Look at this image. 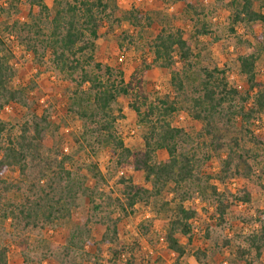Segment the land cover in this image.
<instances>
[{
  "label": "trees",
  "instance_id": "1",
  "mask_svg": "<svg viewBox=\"0 0 264 264\" xmlns=\"http://www.w3.org/2000/svg\"><path fill=\"white\" fill-rule=\"evenodd\" d=\"M28 2L31 9L36 8L35 12H29V22L14 21L13 31L17 35L19 30L32 35L26 38L25 45L34 54L50 49L55 68L75 84L69 110L81 119L83 137L89 138L87 144L104 146L116 167L141 171L143 181L121 177V197L104 195L87 184L86 176L78 167L67 166L68 156L59 154L58 150L50 154L51 148H41L51 121L46 114L30 111L25 88L10 85L14 75L12 54L0 39V223L9 225L8 231L2 228L0 236V264H9L12 244L17 246L21 256V260L13 264H30L36 257H50L58 264H84L90 260V252L86 250V246L91 245L90 223L104 225L96 244H106L110 260L127 254L128 264H135L139 254L138 237L134 236L130 243L120 242L118 231L119 224L138 203L156 204L157 211L166 213L167 227L162 238L174 254V263L178 264L187 254L178 235L189 236L191 219L196 214L193 207L184 204L191 193L187 185L195 184L200 195L208 191L212 194L220 226L225 223L230 207L236 206L235 201L249 204L251 193L244 190L229 198L224 192H218L210 182L212 176L202 172V160L196 152L180 148V143L190 136L184 127L172 124V117L179 110L185 111L201 121L202 131L211 139L210 147L224 146L221 130L227 129L237 118L248 125L264 114V80L256 69L258 52L251 50L236 57L239 72L247 83V88L241 91L230 84L226 66L196 64L192 41L180 28L162 27L148 43L151 61L143 59L125 80L122 71L95 61L99 28L105 22L126 21L143 29L153 22L149 15L135 7L118 11L115 0H55L53 12L46 0ZM229 9L233 25L264 23V14L252 8V0H230ZM185 12L190 15L194 37L211 32L202 9L186 3ZM154 66L169 70L171 97L150 98L151 94L145 90L146 72ZM120 95L130 97L129 106L145 127L141 149L126 146L117 130L116 122L122 115L114 110V104ZM8 105L24 109L21 122L11 124L1 117ZM244 130L249 135L248 129ZM244 140L264 150L263 136L253 134ZM244 140L239 142L232 138L225 143L228 152L215 175L219 180L235 175L247 179L250 175V160L254 161L259 152L248 147ZM160 150L167 153L163 160L156 158ZM87 169L95 177L101 175L95 165ZM9 171H16L20 178L10 180ZM168 184L172 185L171 199L159 201ZM81 198L89 201L88 213L82 222L67 230L64 241L60 243L56 234L54 240L41 238L46 228L57 232L58 227L69 221L72 208L79 205ZM112 209H118L117 215H113ZM246 220H253L255 227L239 235L244 245L238 243L235 248L239 259L252 264L258 262L264 252V208ZM139 227L145 233V225ZM30 233L40 234L36 239L38 244L29 241ZM220 243V246L228 245L230 240L221 238ZM192 254L199 264H207L204 250L195 249ZM94 257L98 258V254Z\"/></svg>",
  "mask_w": 264,
  "mask_h": 264
},
{
  "label": "rangeland",
  "instance_id": "2",
  "mask_svg": "<svg viewBox=\"0 0 264 264\" xmlns=\"http://www.w3.org/2000/svg\"><path fill=\"white\" fill-rule=\"evenodd\" d=\"M230 0H115L117 10L135 7L145 15H149L153 22L150 26L140 29L126 21L105 22L99 28V36L96 39L94 59L104 65H108L123 73L128 80L132 72L138 68L143 59L150 62L152 53L148 43L162 27L180 28L186 38L192 41V48L196 54L198 66H226L230 84L243 91L247 88L244 76L239 72L237 55L245 54L251 50L258 52L256 69L259 77L264 80V23H256L244 26L233 25L230 21ZM191 4L194 8L202 9L211 32L206 35L194 37L192 35V21L190 15L185 12V4ZM46 4L53 12L55 0H46ZM0 39L10 50V59L14 68L13 78L10 80L12 87L25 88V95L30 102V111L48 115L51 121L50 129L45 134L41 148H51L50 154L66 155L70 158L67 162L69 168L78 167L81 174L87 178V184L94 186L104 195L121 197V177H130L135 182L143 181V173L131 168L116 167L108 150L104 146H89V138L83 137L82 121L69 110L70 96L75 88L68 77L58 71L51 59L50 49L44 53L34 54L27 49L25 40L29 36L20 31V35L11 27L14 21L29 22V12H35L36 8L29 6L28 0H0ZM252 8L264 14V0H252ZM117 35L119 37H117ZM24 40V41H23ZM41 51V49H39ZM169 70L162 67H151L147 70L144 87L151 94L150 98L159 96H172V88L169 79ZM130 97L120 95L114 104V110L122 115L116 122V127L126 146L132 149H141L143 146L142 133L145 127L137 121L135 112L129 106ZM120 109V112L118 111ZM25 111L20 106L8 105L3 109L1 117L11 124L23 120ZM172 124L184 127L190 138L180 143V148L190 149L196 152L202 160L201 170L204 174L212 176L210 182L215 185L218 192H224L230 198L231 194H242L244 190L251 193L249 204L235 201L236 206L230 207L226 213L223 225L217 224L216 202L208 191L200 195L195 190V184L187 185L190 189L189 197L184 201L185 206L196 210L191 219V232L189 236L178 235L187 249L178 264H199L192 252L195 249L204 250L207 264H246L236 255V244L242 243L239 235H245L255 227L252 218L257 210L264 208V150L259 149L248 140L253 134L264 137V114L253 119L248 125H243L237 118L226 129L220 131L224 146L214 149L210 146L211 139L201 129L200 120H195L185 111L179 110L172 117ZM244 128H247L249 135ZM245 136V137H244ZM232 138L239 142L245 141L248 147L259 152V156L252 161L251 173L247 179L237 175L219 180L215 175L219 173L221 159L228 152L225 145ZM246 146V147H247ZM264 148V147H263ZM207 156V157H206ZM167 157L165 150L157 152V160ZM95 165L100 170V176L95 177L87 169ZM260 175V179L258 176ZM7 178L18 180L20 177L16 171H9ZM172 185L168 184L161 193L159 201H169L172 197ZM89 209L87 198L79 199V205L72 208L69 221L58 227V231L46 228L41 238L54 240L58 235L59 242L64 241L68 229L83 221ZM118 209L113 215H117ZM167 215L157 211L156 204L138 203L132 213L124 217L119 224L118 240L130 243L134 236L138 237L139 254L135 264H175L174 254L166 247L163 241V233L167 227ZM140 224L147 228L141 232ZM91 245L86 246L90 252V260L84 264H128L127 254H123L116 260H110L106 244L97 245L104 225L90 223ZM8 231L7 223H0V236L2 228ZM37 235L30 233L29 241L37 243ZM221 238L230 240V244L221 245ZM1 240V239H0ZM38 244V243H37ZM235 244V245H234ZM97 246H99L97 248ZM98 254V258L94 257ZM21 260L16 245L9 247L8 262L13 264ZM264 264V252L259 261L252 264ZM30 264H58L50 257H36Z\"/></svg>",
  "mask_w": 264,
  "mask_h": 264
}]
</instances>
